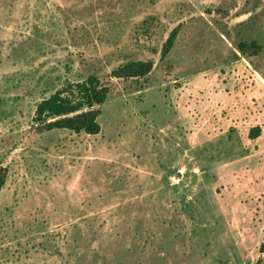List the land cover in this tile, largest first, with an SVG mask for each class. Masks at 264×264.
Masks as SVG:
<instances>
[{
    "label": "rangeland",
    "instance_id": "rangeland-1",
    "mask_svg": "<svg viewBox=\"0 0 264 264\" xmlns=\"http://www.w3.org/2000/svg\"><path fill=\"white\" fill-rule=\"evenodd\" d=\"M89 74L97 134L34 120ZM0 167V264H264V0H0Z\"/></svg>",
    "mask_w": 264,
    "mask_h": 264
},
{
    "label": "trees",
    "instance_id": "trees-1",
    "mask_svg": "<svg viewBox=\"0 0 264 264\" xmlns=\"http://www.w3.org/2000/svg\"><path fill=\"white\" fill-rule=\"evenodd\" d=\"M174 30L163 44L162 54L173 45ZM236 48L241 53L259 51L255 42L239 41ZM153 66L152 61H129L112 72L115 77H139L147 75ZM108 87L98 76L89 74L84 80L67 82L53 93L38 101L34 120L43 123L46 130L68 129L75 133L97 134L100 131L99 110L107 97ZM5 183V169L0 167V190Z\"/></svg>",
    "mask_w": 264,
    "mask_h": 264
}]
</instances>
